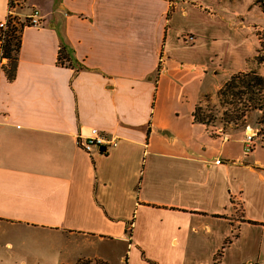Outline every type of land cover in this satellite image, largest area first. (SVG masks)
Returning a JSON list of instances; mask_svg holds the SVG:
<instances>
[{"label":"crops","instance_id":"0c3cea01","mask_svg":"<svg viewBox=\"0 0 264 264\" xmlns=\"http://www.w3.org/2000/svg\"><path fill=\"white\" fill-rule=\"evenodd\" d=\"M35 10L45 24L25 28L15 81L0 70V264H26V235L58 264H111L102 243L125 264H264V146L194 118L249 69L259 6L27 0L19 16ZM9 12L0 0L1 23ZM62 43L81 71L58 65ZM92 128L117 145L80 149Z\"/></svg>","mask_w":264,"mask_h":264},{"label":"trees","instance_id":"16d2710c","mask_svg":"<svg viewBox=\"0 0 264 264\" xmlns=\"http://www.w3.org/2000/svg\"><path fill=\"white\" fill-rule=\"evenodd\" d=\"M253 1L264 13V0ZM26 2L27 0H10V10L15 9L16 15H8L5 24L0 22L1 59L4 62L0 70L8 82L16 79L23 32L25 28L30 27L28 19L19 16ZM57 63L76 69L77 72L83 69L74 63L72 52L65 43L59 47ZM217 96L222 106L231 107L223 114L226 122H242L247 128L250 126L247 124L248 120L255 117L256 137L264 146V76L252 70L236 73L224 83ZM194 118L197 123L208 127V122L212 121L214 116L205 114L199 106L195 110Z\"/></svg>","mask_w":264,"mask_h":264},{"label":"rangeland","instance_id":"374dc122","mask_svg":"<svg viewBox=\"0 0 264 264\" xmlns=\"http://www.w3.org/2000/svg\"><path fill=\"white\" fill-rule=\"evenodd\" d=\"M253 4L254 6L256 5L255 1H253ZM251 26H252L251 29L247 31L248 32L247 36L249 39L250 52L255 55H253V57L249 60V69L247 71L252 70L264 76V20L261 21L258 25H251ZM230 77H228L222 82V84L220 85V89ZM217 94L218 92L212 95H204L203 100L199 105L202 112H204L207 115L214 116V119L208 122V128L211 130L221 128L224 131L230 133L235 132L237 130L246 131L247 128L244 127V124L242 122L235 124L234 122L225 121L223 114L226 112L227 109L230 110L231 107L222 106L220 104ZM254 122H255V117L248 120L247 123L248 125H250L249 127L252 130H256L253 128ZM259 142H261L260 139ZM25 237L27 239V248L24 250V253L23 252L21 253L25 258L26 264H58L56 258L51 255V252H49L48 245H46L44 241L45 240L44 236L26 235ZM99 248L107 252L110 251L109 259L111 264H125L122 261V256L126 254L125 246L122 247L121 245L120 246L116 245V243H102L99 244ZM76 264H104V263L98 260L89 259V260H81Z\"/></svg>","mask_w":264,"mask_h":264},{"label":"built area","instance_id":"2783aa9c","mask_svg":"<svg viewBox=\"0 0 264 264\" xmlns=\"http://www.w3.org/2000/svg\"><path fill=\"white\" fill-rule=\"evenodd\" d=\"M171 9H175L177 4L185 3V0H168ZM15 9H11L9 12L10 16H15ZM29 26L34 28H42L44 26V22L41 16V13L38 10H35L28 18ZM5 24V22L3 23ZM181 40L185 44H193L195 42V38L192 34H186L181 37ZM163 62V58L161 57L160 63ZM255 134H247L246 136V150L250 151L253 145V141L255 138ZM118 143V138L114 135H109L104 133L96 128H92L89 130L87 134H79L77 139V145L80 149L85 151L86 153H93L94 151H100L102 148L109 149L111 147H115Z\"/></svg>","mask_w":264,"mask_h":264},{"label":"water","instance_id":"95a60500","mask_svg":"<svg viewBox=\"0 0 264 264\" xmlns=\"http://www.w3.org/2000/svg\"><path fill=\"white\" fill-rule=\"evenodd\" d=\"M248 132L257 135V131L256 130H250L249 129ZM102 151H106V148H102Z\"/></svg>","mask_w":264,"mask_h":264}]
</instances>
